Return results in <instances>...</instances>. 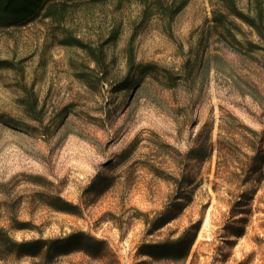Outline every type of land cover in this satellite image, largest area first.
Segmentation results:
<instances>
[{"label":"rangeland","instance_id":"374dc122","mask_svg":"<svg viewBox=\"0 0 264 264\" xmlns=\"http://www.w3.org/2000/svg\"><path fill=\"white\" fill-rule=\"evenodd\" d=\"M235 1L264 24V0ZM223 7L67 0L53 17L0 29V226L17 240L84 231L103 241L97 255L0 264H264V175L224 183L211 152L221 115L238 132L264 129V39L234 15L216 23ZM204 124L213 129L199 159ZM182 179L178 216L151 232L146 221ZM55 193L79 214L50 208ZM189 227L184 260L140 252Z\"/></svg>","mask_w":264,"mask_h":264},{"label":"trees","instance_id":"16d2710c","mask_svg":"<svg viewBox=\"0 0 264 264\" xmlns=\"http://www.w3.org/2000/svg\"><path fill=\"white\" fill-rule=\"evenodd\" d=\"M67 0H0V29H9L14 26L26 24L37 17H53L56 13L57 3H66ZM224 7L220 14H214L216 23H221L222 18L234 15L253 27L258 36L264 39V24L262 13L259 10L255 15H245L238 8L235 0H218ZM184 1L177 9L182 7ZM101 56L96 54V61ZM145 64L140 68L148 67ZM172 80V76H169ZM230 119V120H229ZM225 120L221 115L218 123L217 146L211 148L216 150L215 177L227 184L244 185L254 178L260 181L264 175V129L255 130L245 124H239L243 131L238 132L233 128L238 119L229 114ZM213 125L204 124L198 134V149H190L187 154L194 150L201 159L206 154L208 141ZM210 152V155H211ZM221 174V175H219ZM223 174V175H222ZM235 174V175H233ZM256 175V177H255ZM182 180L176 183L177 191L170 198L167 205L153 219L146 221L153 232L165 226L178 216L183 203L185 193L181 189ZM235 204H244V193L235 195ZM52 199L49 205L55 211L70 214H79V206L66 199L60 194H49ZM191 227L182 231L175 238H166L158 242L145 243L140 247V252L155 260H184L191 249L196 234L190 232ZM103 241L91 236L84 231H73L64 236L55 238H32L17 240L8 231L0 226V258L13 255L15 257L38 256L44 258L68 254L73 251L83 250L89 254H99Z\"/></svg>","mask_w":264,"mask_h":264}]
</instances>
